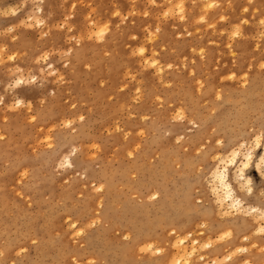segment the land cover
<instances>
[{
    "label": "rangeland",
    "instance_id": "rangeland-1",
    "mask_svg": "<svg viewBox=\"0 0 264 264\" xmlns=\"http://www.w3.org/2000/svg\"><path fill=\"white\" fill-rule=\"evenodd\" d=\"M213 1L0 0V264H160L132 255L150 242L166 254L164 214L189 198L200 245L226 231L214 250L259 243L251 217L219 212L210 187L218 155L236 151L239 167L254 150L249 184L235 165L230 181L264 211V0ZM258 247L223 264H264Z\"/></svg>",
    "mask_w": 264,
    "mask_h": 264
},
{
    "label": "bare ground",
    "instance_id": "bare-ground-1",
    "mask_svg": "<svg viewBox=\"0 0 264 264\" xmlns=\"http://www.w3.org/2000/svg\"><path fill=\"white\" fill-rule=\"evenodd\" d=\"M220 1H222V0H220ZM234 1V0H233ZM232 1V2H233ZM213 0H205V2L203 3V7L205 8V9H211V8H213ZM222 2H224V0L222 1ZM236 2H238L237 0H236ZM74 3V2H73ZM137 3V2H136ZM182 3H184V2H182ZM154 4V3H153ZM157 5V4H156ZM167 5V4H166ZM222 5V4H221ZM220 5V6H221ZM229 5H231V4H229ZM249 5V4H248ZM254 5V4H253ZM169 6V9H170V5H168ZM198 6V5H197ZM199 6H200V4H199ZM255 6V5H254ZM158 7V6H157ZM161 7V6H160ZM162 8V7H161ZM171 8H174V7H171ZM176 8V7H175ZM214 8H216V6H214ZM258 8V7H257ZM167 9V8H166ZM169 9H168V11H169ZM196 9H200V7L199 8H196ZM174 10V9H173ZM185 10H187L186 8H185ZM172 11V10H171ZM176 11V10H175ZM184 11V7L182 8V7H180V8H178V13L179 14H181L182 12ZM191 11V10H190ZM194 11V10H193ZM192 11V12H193ZM201 11V10H200ZM167 12V11H166ZM174 12V11H173ZM213 12V11H212ZM225 12H226V10H225ZM241 12V11H240ZM258 12H259V10H258ZM107 13V12H106ZM105 13V14H106ZM157 13V12H156ZM168 13V12H167ZM167 13H166V15H167ZM195 13V12H194ZM200 13V12H199ZM228 13V12H227ZM230 13V12H229ZM147 14V13H146ZM149 14V13H148ZM159 14V13H158ZM162 14V13H161ZM176 14V13H175ZM178 14V15H179ZM184 14V13H183ZM204 14V13H203ZM90 15V14H89ZM88 15V16H89ZM115 15H116V13H115ZM177 15V16H178ZM205 15V14H204ZM260 15V14H259ZM223 16V15H222ZM31 17V16H30ZM167 17H169V16H167ZM172 17H174V16H172ZM205 17V16H204ZM229 17V16H228ZM93 18V17H92ZM176 18V17H175ZM189 18V17H188ZM191 18H193V17H191ZM221 18V17H220ZM100 19V18H99ZM177 19V18H176ZM224 19V18H223ZM108 20V19H107ZM106 20V21H107ZM203 20V19H202ZM227 20V19H226ZM39 21V20H38ZM164 21V20H163ZM205 20H203V22H204ZM223 21V20H222ZM33 22V21H32ZM42 22V21H41ZM108 22V21H107ZM198 22V21H197ZM200 22V21H199ZM247 22V21H246ZM256 22V21H255ZM254 22V23H255ZM31 23V22H30ZM109 23V22H108ZM125 23V22H124ZM32 24V23H31ZM215 25V24H214ZM247 25V24H246ZM109 26V25H108ZM216 26V25H215ZM215 26H213L214 28H215ZM44 27V26H43ZM106 27V26H105ZM116 27H118V26H116ZM184 27V26H183ZM241 27V26H240ZM107 28V27H106ZM147 28V27H146ZM172 28V27H171ZM43 29V28H42ZM157 29V28H156ZM185 29V28H184ZM213 29V28H212ZM236 29V28H235ZM240 29V28H239ZM159 30H161V29H158L157 31H159ZM148 31V30H147ZM156 31V32H157ZM244 31V30H243ZM91 32V31H90ZM94 32L96 33V36H98V37H103V35L105 34V30L104 29H100V28H96V30H94ZM107 32H109V30L107 31ZM149 32V31H148ZM185 32H186V30H185ZM198 32V31H197ZM196 32V33H197ZM215 32V31H214ZM190 33V32H189ZM213 34V33H212ZM235 34V33H234ZM241 34V33H240ZM151 35V34H150ZM149 35V36H150ZM154 35H156V34H154ZM192 35V34H191ZM190 35V36H191ZM238 35V34H237ZM241 35H243V34H241ZM135 37V36H134ZM156 37V36H155ZM103 39V38H102ZM157 39V38H156ZM93 40V39H92ZM144 40V39H143ZM149 40V39H148ZM244 41V40H243ZM246 41H248L247 39L245 40V42ZM106 42V41H105ZM154 44V43H153ZM88 45V44H87ZM144 45V44H143ZM201 45H203V44H201ZM205 46V45H204ZM126 47H128V46H126ZM142 47V46H141ZM203 47V46H202ZM206 47V46H205ZM134 48V47H133ZM132 48V49H133ZM87 49V48H86ZM110 49V48H109ZM108 49V50H109ZM112 51H113V49H111ZM111 50H109V51H111ZM77 51H79V50H77ZM111 51V52H112ZM135 51H136V49H135ZM135 51H134V53H135ZM76 52V51H75ZM74 52V53H75ZM95 52H98V51H95ZM99 53V52H98ZM158 53V52H157ZM233 53V52H232ZM76 54V53H75ZM137 54V53H136ZM152 54H154V53H152ZM117 55H119V54H117ZM135 55V54H134ZM158 55V54H157ZM76 56V55H75ZM78 56V55H77ZM81 56H83V57H85L84 55H80V57ZM140 56V55H139ZM71 57V56H70ZM74 57V56H73ZM113 57H115L114 55H112V58ZM117 57H119V56H117ZM122 57V56H121ZM141 57H143V55L142 56H140V59H141ZM149 58V57H148ZM85 60L84 61H86V58H84ZM110 59H111V57H110ZM109 59V60H110ZM114 59V58H113ZM145 59H147V58H145ZM152 59H154L153 57H152ZM40 60V59H39ZM68 60V59H67ZM78 60V59H77ZM76 60V61H77ZM99 61H100V56H99V59H98ZM84 61H82V63L84 62ZM98 61V62H99ZM121 61H122V59H121ZM159 61V60H158ZM78 62H81L80 60L78 61ZM102 63V62H101ZM118 63V62H117ZM157 63V62H156ZM155 63V65L154 66H158L157 64H159V62L156 64ZM145 64V63H144ZM151 63H150V61H149V66H147L148 68L150 67V66H153V65H150ZM93 65H94V63H93ZM109 65H110V63H109ZM121 65V64H120ZM120 65H118L119 66V68H120ZM145 65H147V64H145ZM106 66V65H105ZM112 66V65H111ZM52 67V66H51ZM94 67H95V65H94ZM117 67V66H116ZM143 67H144V65H143ZM159 67V66H158ZM19 69V68H18ZM151 69V68H150ZM153 69H154V67H153ZM160 69V68H159ZM162 69V68H161ZM114 71V70H113ZM158 71V70H157ZM156 71V72H157ZM163 73V72H162ZM47 74V73H46ZM77 74V73H76ZM155 74V73H154ZM102 75V74H101ZM156 75H157V73H156ZM159 75H161V74H159ZM159 77V76H158ZM163 78V77H162ZM23 80V79H22ZM256 87V86H255ZM253 92H255V91H253ZM252 92V93H253ZM257 92V91H256ZM259 93H260V91H259ZM246 94H247V92H246ZM248 94H250V93H248ZM248 96V95H247ZM254 96H255V94H254ZM260 96V95H259ZM226 97H228V96H226ZM225 97V98H226ZM252 97H253V95H252ZM224 98V99H225ZM223 99V100H224ZM228 99H230V98H228ZM22 101V100H21ZM227 100H224V102H226ZM228 103H230L229 101H227ZM259 102V101H258ZM258 102H256L257 103V105H258ZM13 103V102H12ZM18 103H21L20 101L18 102ZM250 103V102H249ZM24 104V103H23ZM9 105V104H8ZM11 105V104H10ZM31 105V104H30ZM232 105V104H231ZM221 106H222V104H221ZM251 106H253V105H251ZM31 107V106H30ZM219 107H220V105H219ZM243 107V106H242ZM22 108V107H21ZM221 108V107H220ZM220 108H218L217 107V111H218V109H220ZM9 109V108H8ZM233 109H235V108H233ZM232 109V110H233ZM241 109V108H240ZM229 111V110H228ZM237 111V110H236ZM236 111H235V113L233 114V116L234 115H236ZM227 112V111H226ZM233 113V112H232ZM180 114V113H179ZM182 115V114H181ZM39 116V115H38ZM226 116V115H225ZM225 116H223V117H225ZM232 116V117H233ZM238 116V115H237ZM235 117V118H238L239 117V119H241L240 117H241V115L240 116H238V117ZM242 117H244V116H242ZM221 120V119H220ZM227 120L229 121V119H228V117H227ZM236 120L234 119V121L233 122H235ZM238 121V120H237ZM217 123V122H216ZM217 125V124H216ZM221 125V124H220ZM205 126V125H204ZM222 126V125H221ZM202 127V126H201ZM217 127V126H216ZM216 127H214V128H216ZM226 127H227V125H226ZM203 128V127H202ZM212 128V127H211ZM221 128V127H220ZM223 128H224V126H223ZM228 128V127H227ZM229 129V128H228ZM203 130V129H202ZM201 130V131H202ZM206 130V129H205ZM205 130H203L204 131V133H205ZM200 131V130H199ZM202 131V132H203ZM225 131V130H224ZM224 131H222L223 133H225ZM201 132V133H202ZM201 133H198L197 132V137L198 136H200V135H205V134H201ZM219 133V132H218ZM216 134V133H215ZM261 136V135H260ZM209 139H211L210 137H209ZM213 139V138H212ZM211 139V140H212ZM221 140V139H220ZM253 142V141H252ZM254 146H256V149L258 148L259 149V151H260V155H259V157L257 158V161H256V167H257V169L259 170V172L260 173H262L263 171H264V144H261V141H259V139H257L256 141H255V145ZM247 147H249V145L247 146ZM5 148V147H4ZM245 148V147H244ZM255 148V147H254ZM3 149V148H2ZM236 150V149H235ZM238 150H240V149H238ZM243 150V149H242ZM246 150V149H245ZM248 150V149H247ZM2 151V150H1ZM254 151V150H253ZM252 150L251 151H245V152H248L245 156H244V159H245V162H243V163H241L242 165H240L239 167H237L236 166V159L238 158L237 156H238V154H237V152L236 151H232L231 152V154L230 155H228V156H225V155H218L217 157H216V161H217V163H218V166L216 167V168H214V170L211 172V179H212V181H211V183H212V185H211V187H210V189H211V193H212V195H213V197H214V202L216 203V205H217V210L219 211V212H221V213H224V215L226 216V217H229V218H232L233 216H239V217H243L244 215H249V217H251L250 219H249V221H247V223H250L251 225H250V227L252 228V229H254V233L255 234H258V235H260L261 237H259L258 238V244H259V247H258V249H257V252H263L264 253V236H262V235H264V211H261L260 209H258V208H256L255 206H253V207H250V208H246L244 205H243V201H242V199L237 195V192H236V190H235V188H234V186H233V184H232V182L230 181V170H229V166H234L235 165V168H236V171H235V174H234V176H235V180H242V181H244V183L245 184H249V180L248 179H246V177H245V175H244V170L246 169V168H248L249 167V164L254 160V158H255V153L253 152ZM209 153H211V152H209ZM241 153V152H240ZM207 155H208V153H206ZM206 155V157L205 158H207V157H210V156H207ZM63 158V157H62ZM66 158V157H65ZM68 160H70L69 158H68ZM201 160H204V158L203 159H201ZM215 161V160H214ZM69 162V161H68ZM21 163V162H20ZM19 163V164H20ZM69 164H70V162H69ZM15 164H13V166H14ZM71 165V164H70ZM239 165V164H238ZM17 166H19L18 165V163H17ZM164 170H165V168H164ZM262 174H264V172L262 173ZM210 177V176H209ZM238 184H240V183H238ZM245 184H243L242 186H244ZM238 186V185H237ZM101 187V186H100ZM247 187V186H246ZM248 187H249V185H248ZM101 188H103V186L101 187ZM246 189V188H245ZM95 190V189H94ZM102 190V189H101ZM110 190H112V189H110ZM247 190V189H246ZM96 191V190H95ZM105 193V192H104ZM114 193V192H113ZM155 194V193H154ZM153 194V195H154ZM157 195V194H156ZM150 198V197H149ZM151 199V198H150ZM187 201H189L188 202V207H187V210H183L182 211V213H175V215H173V214H171L170 212H167V213H165L164 214V218H165V220L166 221H168V223L167 224H164V226H168V225H172V230H171V237H170V242H168V247H169V250H168V252L166 253V254H164V255H162V251L163 250H161V247H160V249H154L153 248V245H155L157 242H155L154 244L152 243V242H150V243H147V244H145V245H142L141 247H139L138 248V251H134V253H133V255H132V257H135V256H137V255H139L140 253H142V254H144L145 256H151V255H154V256H159V257H157L156 259H157V261H156V263L157 262H160V264H223V263H225V262H231L233 259H234V257L236 256V255H238V254H242V253H247L248 251H250L252 248H253V245H258L257 243H255V242H253V241H250L248 238H244V240L245 241H249L247 244H245L244 246H236L234 249H233V251H230V253H228V254H225L224 253V249H221V250H219V249H213V241H215V240H213L212 238H211V240H213V241H211V240H208V241H205V243H203V244H201L200 245V243H199V234L200 235H205V232L203 231V230H201V228H200V225H202V224H200V223H197V220L199 219V218H201L200 217V215H201V213L200 212H198L196 209H195V207L194 206H191V203H190V198L187 200ZM245 204V203H244ZM180 211V210H179ZM223 215V216H224ZM246 217V216H245ZM228 220V219H227ZM230 220V219H229ZM263 221V222H261V221ZM95 221V220H94ZM96 221H97V219H96ZM95 221V222H96ZM244 221V220H243ZM91 222V221H90ZM89 222V223H90ZM230 222V221H229ZM232 223H234V222H232ZM95 224V223H94ZM92 225V223H90V226ZM71 226H75V225H71ZM205 226V225H204ZM203 226V227H204ZM227 226H229V225H227ZM76 227V226H75ZM231 227V226H230ZM70 228V227H69ZM72 228V227H71ZM70 228V229H71ZM73 229V228H72ZM219 230V228H216L215 230ZM222 229V228H221ZM228 229V228H227ZM222 231V230H221ZM215 232V231H214ZM80 233V231L78 230H75V234H79ZM152 233H153V231H152V228L150 227V226H148L147 227V230H146V232H145V235L147 236V238H148V240H149V238L152 236ZM182 233H185V236L183 237H181V235L180 234H182ZM173 234V235H172ZM244 234V233H243ZM73 235V234H72ZM81 235V234H80ZM84 235V234H83ZM211 235H212V233H211ZM131 236V235H130ZM231 236V232L230 231H226V232H223V233H221L219 236H216L217 238H216V241H223L226 237H230ZM192 238L190 241H187L188 240V238ZM232 237H234V236H232ZM235 237H237V236H235ZM199 238V239H198ZM254 239H255V237H254ZM201 240V239H200ZM135 241V240H134ZM144 241V240H143ZM145 241H147V240H145ZM215 241V242H216ZM110 242H112V241H110ZM159 243V242H158ZM223 243V242H222ZM153 244V245H152ZM219 243H217V244H215V245H218ZM157 245V244H156ZM160 245V244H159ZM159 245H157V246H159ZM164 245V244H163ZM137 246V245H136ZM155 247V246H154ZM130 250V249H129ZM205 250H209V252H210V254L211 255H217V254H221L222 255V258L219 260L218 258H214L211 262H208V261H206V259H205V257H204V255L203 254H200V251H205ZM128 251V250H127ZM164 251H165V249H164ZM126 252V251H125ZM198 253V255H196ZM125 254V253H124ZM253 252L251 251V253H249L245 258H248V259H252L253 258ZM89 256V255H88ZM219 256V255H218ZM141 258H143V257H141ZM207 258V257H206ZM150 259V258H149ZM238 260V259H237ZM245 262V261H244ZM244 264H251L249 261L248 262H245Z\"/></svg>",
    "mask_w": 264,
    "mask_h": 264
}]
</instances>
